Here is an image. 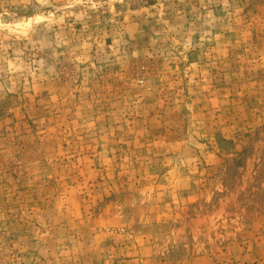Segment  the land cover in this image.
Masks as SVG:
<instances>
[{
    "label": "rangeland",
    "instance_id": "374dc122",
    "mask_svg": "<svg viewBox=\"0 0 264 264\" xmlns=\"http://www.w3.org/2000/svg\"><path fill=\"white\" fill-rule=\"evenodd\" d=\"M0 264H264V0H0Z\"/></svg>",
    "mask_w": 264,
    "mask_h": 264
}]
</instances>
